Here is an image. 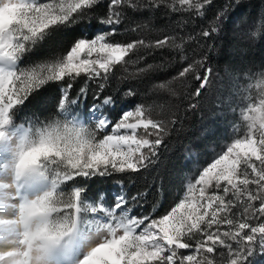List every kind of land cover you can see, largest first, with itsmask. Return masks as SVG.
Returning <instances> with one entry per match:
<instances>
[{"label":"snow or ice","instance_id":"snow-or-ice-1","mask_svg":"<svg viewBox=\"0 0 264 264\" xmlns=\"http://www.w3.org/2000/svg\"><path fill=\"white\" fill-rule=\"evenodd\" d=\"M214 2L0 0V246H8L0 264H252L264 254V70L259 104L241 112L245 126H233L165 211L136 213L149 186L124 191L125 177L160 163L181 116L179 103L166 112L144 102L115 112L138 95L133 87L109 91L118 73L127 82L177 67L150 91L202 98L215 78L208 64L215 44L207 41L239 23L249 47L264 46V0H226L212 10ZM161 9L183 22L152 29L128 16ZM201 19L206 26L183 34ZM124 33L135 38H119ZM58 34L72 36L68 46L41 58ZM193 43L200 51L189 55ZM157 55L159 62H147ZM129 65L135 74H127ZM53 82L52 114L41 120L25 112ZM96 177H115L119 191L93 193L77 182ZM89 213L98 214L94 226Z\"/></svg>","mask_w":264,"mask_h":264},{"label":"trees","instance_id":"trees-1","mask_svg":"<svg viewBox=\"0 0 264 264\" xmlns=\"http://www.w3.org/2000/svg\"><path fill=\"white\" fill-rule=\"evenodd\" d=\"M226 0H215L212 10L219 9ZM105 9L101 8L103 12ZM164 10L155 12H129L130 21L143 22L152 29L163 28L167 23H182L184 17L176 15H163ZM246 13H252L249 6ZM211 15V10L208 13ZM235 19V17H234ZM207 20H193L191 25L182 29L187 34L190 29L199 31L206 26ZM239 23L221 33L214 41H207L209 45L215 44V51L210 53L208 64L215 69V78L212 87L202 98L180 100L172 97L165 91L152 92L154 82L165 80L173 75L178 69L170 66L169 71L150 74L141 79H132L122 82L118 73L117 79L111 82L109 91L115 94L117 89L127 90L129 87L136 89L138 95L131 101L121 100L118 102L115 112H120L134 106L135 103L144 102L153 105L157 111H167L171 105L180 104L181 123L167 138L166 144L161 148V161L153 169L143 172L134 179L125 177L124 191L129 190L134 194L137 190L149 186L150 194L143 208H137V214L151 212L153 207L158 212L165 211L177 198L182 195L185 182L196 176V173L207 162H210L214 154L223 147L233 136V126L244 127L241 112L246 111V105L259 104L261 88L258 86L261 77L258 73L264 69V46L249 47L248 41L242 38ZM234 29V30H233ZM133 39L135 34L124 33L119 37ZM72 39L71 35L58 34L40 50V57L47 56L50 52L64 49ZM201 43H205L201 41ZM200 48L193 43L189 55L199 52ZM166 55V54H165ZM34 59V58H33ZM160 56H149L148 63L159 62ZM135 66H128L127 74H135ZM196 82H193L195 86ZM59 95L56 83H50L43 92L39 101H33L24 110L27 113H35L41 120L53 112V104ZM47 103H44V102ZM93 103L91 97L82 101L80 108L83 111ZM190 103H198L194 110L188 108ZM235 109V111H233ZM43 112V115L41 113ZM18 122H23L20 120ZM77 182L83 185L85 190L91 192L103 190L115 196L118 185L115 177L108 178H77ZM70 194V193H68ZM91 202V201H89ZM95 214H88V218ZM252 264H264V254L260 252L252 258Z\"/></svg>","mask_w":264,"mask_h":264},{"label":"bare ground","instance_id":"bare-ground-1","mask_svg":"<svg viewBox=\"0 0 264 264\" xmlns=\"http://www.w3.org/2000/svg\"><path fill=\"white\" fill-rule=\"evenodd\" d=\"M13 185L9 184L8 191H6V195L12 190ZM5 218H14V217H5ZM8 246H0V251L7 250Z\"/></svg>","mask_w":264,"mask_h":264},{"label":"rangeland","instance_id":"rangeland-1","mask_svg":"<svg viewBox=\"0 0 264 264\" xmlns=\"http://www.w3.org/2000/svg\"><path fill=\"white\" fill-rule=\"evenodd\" d=\"M189 180H192V179H188L186 182H185V184L189 181ZM119 191V190H118ZM116 193H117V191H115V195H116ZM97 214H95V215H93V217L92 218H88V222L90 223V224H92L93 226H94V217L96 216Z\"/></svg>","mask_w":264,"mask_h":264}]
</instances>
